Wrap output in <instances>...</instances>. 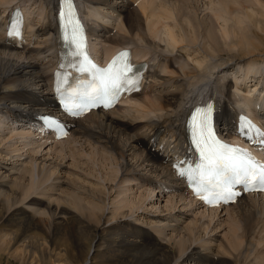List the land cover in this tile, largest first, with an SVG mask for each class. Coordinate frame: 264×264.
<instances>
[{
	"label": "bare ground",
	"instance_id": "bare-ground-1",
	"mask_svg": "<svg viewBox=\"0 0 264 264\" xmlns=\"http://www.w3.org/2000/svg\"><path fill=\"white\" fill-rule=\"evenodd\" d=\"M57 3L0 0V105L12 113L0 111V132L28 139L5 148L0 133V254L21 251L41 264H264V193L209 209L171 170L175 155L187 150L188 113L210 94L223 135L235 137L241 112L264 126V0H82L91 55L133 47L151 68L148 84L123 105L79 118L51 91L62 49ZM15 6L29 23L23 42L7 34ZM18 97L36 108L14 107ZM44 115L70 136L56 138L49 123L41 124ZM36 134L45 142L31 139ZM52 140L56 161L40 156ZM70 140L89 143V161L98 156L100 169H83L84 179L74 174L65 164L78 163L76 151L65 150ZM133 183L143 190L136 197ZM158 191L171 192L175 209L193 218L150 211L148 199ZM225 216L229 232L215 245L211 234Z\"/></svg>",
	"mask_w": 264,
	"mask_h": 264
},
{
	"label": "snow or ice",
	"instance_id": "snow-or-ice-1",
	"mask_svg": "<svg viewBox=\"0 0 264 264\" xmlns=\"http://www.w3.org/2000/svg\"><path fill=\"white\" fill-rule=\"evenodd\" d=\"M59 17L63 26V39L71 49L69 55L82 60L77 70L92 73V80L81 85L79 92L75 94L86 102L81 105H65L66 110L73 115H80L99 104L106 108L112 107L113 101L117 100L122 91L136 88L139 80L133 72L127 52L118 54L107 68L98 67L89 59L85 51L83 26L79 21L74 0H63ZM22 25L19 15L12 18L8 26V36L13 39L22 38ZM57 90L60 91L59 83ZM211 113V106L195 109L190 128L192 142L199 154V163L195 167L187 168L176 165L174 167L177 174L190 181L198 198L211 206L221 202H234L239 195L233 191L236 185L245 186L246 191H264V163L255 160L247 149L219 140L212 129ZM49 125L60 128L55 120H50ZM240 129L245 134L254 133L261 137V144L264 145V131L247 118L242 121Z\"/></svg>",
	"mask_w": 264,
	"mask_h": 264
},
{
	"label": "rangeland",
	"instance_id": "rangeland-1",
	"mask_svg": "<svg viewBox=\"0 0 264 264\" xmlns=\"http://www.w3.org/2000/svg\"><path fill=\"white\" fill-rule=\"evenodd\" d=\"M40 6V5H39ZM133 7L135 8V9H137V4H134L133 5ZM40 8V7H39ZM42 8V7H41ZM37 12H38V9H37ZM40 12H41V10H40ZM37 17H38V19H39V16H38V14H37ZM198 55V54H197ZM196 56V55H195ZM194 56V57H195ZM196 57H200V55H198V56H196ZM263 59H264V57H263ZM168 83V86H170L169 87V89H173V86H171L172 85V83H170V82H167ZM256 83H254V85H255ZM160 86V88L159 89H161V88H164V86H162V85H159ZM223 89H226V86H223V87H221V90H223ZM224 91V90H223ZM251 91H254V90H251ZM226 92V91H225ZM235 96H236V94H234ZM159 96V93L155 96V97H158ZM18 99H19V101H20V104L19 103H16L15 105H13L14 107H19V108H23V109H26V110H32V109H35L36 108V106L34 107L33 106V104H31L30 102V104H28L27 103V101L24 99V98H21V97H18ZM256 101L257 100H254L253 101V105H256ZM38 107V106H37ZM0 111L3 113V114H8L9 113V115H12V113L10 112V111H7L6 110V105H0ZM8 112V113H7ZM264 120V119H263ZM10 130H8L7 132H0V133H2V134H5V137L7 138L6 139V141H8V143H7V145H5L4 147L5 148H11V145H16L17 144V142H19V141H22V142H27L26 140H28V139H26V138H23V137H21V136H16L15 134H17V133H20V132H12V133H10L9 132ZM36 132V131H35ZM37 135V134H36ZM39 139L40 141H44L46 138H44V137H41V136H38L37 135V137L34 135L33 137H31V139ZM41 138L42 139H44V140H41ZM50 140V139H49ZM64 141V140H63ZM45 142V141H44ZM75 142V141H74ZM72 140H70V142L69 143H71L70 145L69 144H67L66 146H65V150H66V152L67 153H69L70 152V150L69 149H71L72 151H76L75 153H76V155L78 154L79 155V157L78 156H76L75 155V157H78V158H76V160L78 161V163H81V165H79L75 160H72V159H66L65 160V164H66V166H69L71 169H73L74 170V174H76L77 176H80V178H83L84 179V177H82L83 175H87L88 173L90 174V172H91V170L93 169L94 171L96 170V169H100V166H99V163H101L102 161L101 160H99V157L97 156L94 160L92 159V161H89L90 160V158L91 157H88V155L91 153V148L88 146V144L86 143L85 144V142L84 141H80L79 143H78V145H77V143L75 144ZM83 142V143H82ZM83 144V145H82ZM20 145V144H19ZM52 145H55L54 144V141L52 140V141H48V143L45 145V147H43V148H45V151H44V149L41 151V154H40V156H43V159L45 158V159H47V160H52V159H54V157L55 156H57V153H55V149H53V151H51L50 150V148L52 149V148H54ZM81 145V146H80ZM58 146H60V145H58ZM71 146H72V148H71ZM76 146V147H75ZM82 146H83V148H82ZM68 149H67V148ZM86 147V148H85ZM75 150H74V149ZM83 153V154H82ZM84 156V157H83ZM57 159V158H56ZM75 159V158H74ZM81 159V160H80ZM97 159V160H96ZM80 160V161H79ZM53 161H56L55 159L53 160ZM94 161H96V163L98 162V164H95V162ZM87 164V167H86V164ZM69 164V165H68ZM95 164V165H94ZM109 164V163H108ZM96 165L98 166V168H96ZM102 165H104V164H102ZM77 166H79L78 167V169H77ZM88 166H89V168H88ZM95 167V168H93V167ZM81 168V169H80ZM103 168H105V167H103ZM108 168H110V166H108ZM108 168L106 167V169L108 170ZM83 169H84V172L86 173L87 171H90V172H87L86 174H83L82 172H83ZM98 171V173H99V170H97ZM81 173L83 174L82 176H81ZM92 173V172H91ZM90 180H92V181H94V179L92 178H90ZM131 185V186H130ZM128 184V187H131V188H134L135 190L133 191V193H132V190L130 191L131 193L130 194H132L133 196H135L136 197V195L138 196V195H140V193L143 191H141L140 192V188H138L134 183L133 184ZM170 188V187H169ZM170 189H173L172 187L170 188ZM139 190V191H138ZM258 193H260V192H258ZM171 194V192H168V191H163V193H160V191H158V192H154L153 193V196H151L150 197V199H148V202H147V208H149L150 209V211L152 210V212H154L155 214H158V215H161L162 217H165V216H169V215H171V213H173V214H178V213H188V214H186V217L183 219V222H185V221H189L188 219H192L193 218V216H191V213L189 212V211H185V210H180V209H175V203H171V201H170V195ZM152 195V194H151ZM153 200V201H152ZM152 203V204H151ZM149 204V205H148ZM155 206V210L154 209H151L150 207L151 206ZM148 206H150V207H148ZM168 206V207H167ZM169 210H168V209ZM205 208V207H204ZM186 210H190L189 209V207H188V209H186ZM170 211H172V212H170ZM175 211V212H174ZM182 211V212H181ZM197 212H199V211H197ZM197 212H195V214L197 213ZM223 214H225V213H223ZM235 215V214H234ZM220 219V224H219V226H217V228L214 230V232L215 233H213V234H211V237H215V235L219 238V240L215 243V245H219V243H220V240H221V238H224V236H226V233L227 232H229V230L228 229H230V228H228L229 227V224L227 225V223H225V220L227 219V217L225 216V218L224 217H221V218H219ZM163 241V242H162ZM164 241L165 240H163V239H160L159 240V242L161 243L160 245H158V246H162L163 245V247L165 246L163 243H164ZM18 254V256L16 255H9L8 253H3V254H0V264H41V263H39L38 261L39 260H37V258L36 259H34L33 260V262L32 263H30L29 261H28V259L25 257V256H23V254L21 255V251H20V253H17ZM20 255V256H19Z\"/></svg>",
	"mask_w": 264,
	"mask_h": 264
}]
</instances>
